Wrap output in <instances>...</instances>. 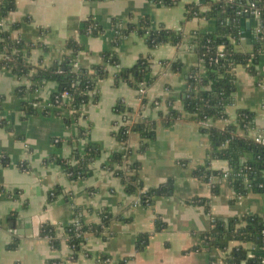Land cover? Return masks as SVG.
<instances>
[{
  "label": "crops",
  "instance_id": "0c3cea01",
  "mask_svg": "<svg viewBox=\"0 0 264 264\" xmlns=\"http://www.w3.org/2000/svg\"><path fill=\"white\" fill-rule=\"evenodd\" d=\"M207 1L180 0L166 6L151 0H16V8L7 17V28L16 24L12 36L33 45L28 56L33 66L60 61L68 54L69 40L76 38L85 45L78 53V65L103 62L104 51L116 54L119 67H132L145 57L154 80L146 83L142 99L137 87L127 82L115 85L118 66H109V75L97 81L98 100L87 103L81 119L68 126L61 115L42 109L50 106L59 87L57 81L22 97L17 89L28 85L26 78H18L9 70L0 72V264H51L59 258L64 264H210L213 256L225 255L202 244L215 218H239L244 225L246 216L263 214V194L250 191L234 199V190L226 180L219 181V192L214 194L208 182L193 175L205 163L210 140L200 123L190 121L183 111L187 72L196 67L204 71L189 36L194 30L211 31L214 23L205 18L188 19L186 6L195 3L205 11ZM144 15L150 16L154 30L164 27L182 31L183 42L151 49L145 38L133 31L116 45L113 21L126 27ZM88 18L103 28L101 33L81 35ZM244 25L248 30L254 22L245 18ZM250 37L246 34L236 50L251 52ZM176 62L183 65L182 70H174ZM257 67L264 74V53ZM236 76L237 90L234 103L227 109L228 117L214 124L224 127L237 121L239 110H248L256 124L252 134L264 132V86L244 65L236 67ZM31 99L38 102V111L28 113L24 102ZM167 100L183 111V119L169 127L160 124V114L169 106ZM119 103L130 109L126 111L128 122L137 123L144 117L158 122L155 138L144 152H138L140 136L131 133L130 137L135 158L141 163L145 189L158 191L151 205L137 204L139 195L127 193L121 177L105 167L110 154L123 149L114 135L122 122V114L116 110ZM79 129L85 130L82 137ZM57 140H61L60 147ZM87 142L98 145L101 155L90 164L85 177L72 178L52 155L71 158L74 147L84 148ZM212 168L225 171L229 164L213 160ZM196 198L208 200V208L194 202ZM75 207L81 209L86 224H100L102 211L114 217L104 235H87L77 259L67 260L68 245L54 249L42 236L41 228L50 222L63 235L74 219ZM142 234H149L148 242L138 248ZM238 244L232 242L230 248ZM245 247L253 255V245ZM106 258L112 262H105Z\"/></svg>",
  "mask_w": 264,
  "mask_h": 264
},
{
  "label": "trees",
  "instance_id": "16d2710c",
  "mask_svg": "<svg viewBox=\"0 0 264 264\" xmlns=\"http://www.w3.org/2000/svg\"><path fill=\"white\" fill-rule=\"evenodd\" d=\"M166 6H173L180 0H151ZM245 4L254 2L256 7L263 10V21L261 30L254 33V26L247 30L244 25L245 18L251 15L243 13L239 1L233 3L227 0H208L209 8L202 11L200 5L187 3L188 19L205 18L214 23L211 31L194 30L190 33V43L196 52L201 66L191 68L187 72L186 89L183 94L184 112L188 114L190 121L200 123L205 118H211L214 123L228 117L227 109L234 103V95L237 90L236 67L244 65L247 70L257 78V83L264 82V74L257 67L261 54L264 53V0H244ZM16 8V0H0V19L8 17L9 13ZM112 25L116 28L117 34L114 43L117 45L129 33L136 31L143 36L151 49L161 44H171L178 46L183 42L182 31L160 28L152 29L149 15L142 16L137 23H132L126 27L114 20ZM17 29V25H12L11 29L0 27V72L9 70L18 78L25 77L30 81L29 85H22L17 89L19 96L34 95L49 81H57L58 90L52 95L50 106L42 108L44 113H57L62 116L65 123L70 126L81 119L83 108L90 101L96 102L99 98L97 81L109 75L108 67L118 66L114 74L115 85L122 82L138 87L141 82L151 84V67L148 58L141 57L132 67H119V60L115 53L104 51L102 53L103 62L92 64L88 67L78 65V53L85 49V45L76 38H71L68 42V54L64 55L60 61L51 66L35 67L28 62L33 45L12 36V30ZM103 28L92 18L84 21L81 28V35L101 33ZM250 35L253 41V50L248 53L236 50L245 35ZM221 53L223 54L221 56ZM174 70H182L181 63H173ZM64 92L70 95L63 98ZM35 99L24 102L26 112L38 111L34 106ZM172 100H167L169 105L167 111L160 114V124L169 127L183 119V111L172 106ZM158 104V102H157ZM117 112L122 114V122H128L126 111L129 108L121 103L116 106ZM53 111V112H52ZM126 113V114H125ZM158 122L150 117H144L137 123L124 124L115 131L114 135L123 149L113 151L105 165L120 176L124 184L125 191L130 194L137 193L141 196L145 204L151 205L157 190L145 189L140 177L141 163L135 158V151L130 146L131 133L140 136V148L138 152H144L149 143L155 138ZM256 124L254 114L248 110H239L238 119L224 127L213 126L209 128L200 127L210 140L205 163L194 171L193 175L205 182L210 181V177L221 178L223 171L212 168L213 160H226L229 164L226 181L234 190V199L244 196L250 191L264 195V139L258 142L252 134ZM130 129V132H128ZM85 130L79 129V136H83ZM58 147L61 140H58ZM101 155L98 145L87 142L84 148L74 147L71 158L63 159L53 156L64 168L65 172L72 178L85 177L89 166ZM72 160H76L72 163ZM219 182L212 186L214 194L219 192ZM194 202L205 205L208 208V200L196 198ZM81 209L74 208V217L80 218V226L76 227L72 222L64 229V239L57 236L58 227L47 222L42 225L41 234L49 238L51 246L60 250L64 244L73 249L69 258L76 260L78 253L82 249V244L86 241L87 235H104L111 224L113 215L108 211H102L100 224H86ZM242 225L239 218L219 219L215 218L213 228L205 233L203 246L208 249H218L225 253L220 258L213 256L210 264H264V212L262 215H248ZM149 234H142L138 238V248H142L147 242ZM232 242H238L237 246L230 248ZM245 244L255 246V252L250 255L249 248ZM15 246V245H13ZM51 264H64V259H53Z\"/></svg>",
  "mask_w": 264,
  "mask_h": 264
},
{
  "label": "built area",
  "instance_id": "2783aa9c",
  "mask_svg": "<svg viewBox=\"0 0 264 264\" xmlns=\"http://www.w3.org/2000/svg\"><path fill=\"white\" fill-rule=\"evenodd\" d=\"M235 1H239V5L241 6V9H242L243 13H247L248 15L252 14L251 18L248 17V19H250L251 21L253 20V22H254V29H253L254 33L260 32L261 24H262V21H263V10L261 8L256 7V4L254 2H249V3L245 4L243 2L244 0H227V2H230V3H233ZM195 18H197V17H195ZM0 27L7 28V17H3V18L0 19ZM222 55L223 54L221 53V56ZM75 68H78V63L77 62L75 63ZM26 80H27L28 85H29L30 81L27 78H26ZM262 85L264 86V82L262 83ZM137 89H138V92L140 93V96H142L141 98L143 99L145 94H146V92H147V84H146V82H141L138 85ZM69 95L70 94L68 92H64L63 98L67 99L69 97ZM38 105H39L38 102L34 103V106H38ZM133 123L134 122H127V123L121 122L120 126H118L117 130L121 127V125H124V124L132 125ZM213 124H214V121L211 118H205L204 120H202L200 122V125L202 127H205V128H209V127L213 126ZM255 130H256V128H255ZM128 132H130V129H128ZM254 136L256 137V140L258 142H262L263 139H264V132L258 131V132H256V134H254ZM75 162H76V160H72V163H75ZM227 176H228V170H225V171H223V176L221 178L212 176V177H210V181L208 183L211 186H213L214 184L218 183L220 180H222V181L226 180ZM238 198H241V196H239ZM136 203L137 204L144 203V201H143V199L141 198L140 195H139V198L136 201ZM72 223L76 227H79L81 225L80 224V218L78 216L74 217ZM58 232H60V228L59 227H58ZM58 232H57V236L63 238V240L66 241V239H64V234L63 235H59ZM63 233H64V230H63ZM47 239L49 241L48 237H47ZM85 242L82 244V249H83V246H84ZM253 247L255 248V246H253ZM71 249H73V248L71 247ZM71 249H70V254L72 252ZM70 254H69V256H70ZM69 256H68L67 260H70ZM104 261L108 262V263L112 262L110 258H106ZM221 264H223L222 261H221Z\"/></svg>",
  "mask_w": 264,
  "mask_h": 264
},
{
  "label": "water",
  "instance_id": "95a60500",
  "mask_svg": "<svg viewBox=\"0 0 264 264\" xmlns=\"http://www.w3.org/2000/svg\"><path fill=\"white\" fill-rule=\"evenodd\" d=\"M249 25V24H248Z\"/></svg>",
  "mask_w": 264,
  "mask_h": 264
}]
</instances>
